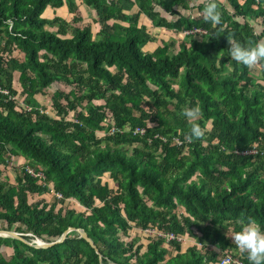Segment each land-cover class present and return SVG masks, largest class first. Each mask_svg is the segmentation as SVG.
Listing matches in <instances>:
<instances>
[{
    "label": "trees",
    "instance_id": "obj_1",
    "mask_svg": "<svg viewBox=\"0 0 264 264\" xmlns=\"http://www.w3.org/2000/svg\"><path fill=\"white\" fill-rule=\"evenodd\" d=\"M81 1L103 26L96 34L80 24L77 0H0V86L18 94L19 70L31 107L0 95V227L30 242L84 228L103 259L71 231L48 248L0 235V264H216L226 252L250 264L231 237L249 217L264 228V60L255 76L227 49L228 38L248 46L264 40V0H216L219 24L204 20L209 0ZM64 5L72 21L43 16ZM142 14L155 28L206 33L145 51L158 38ZM251 20L262 24L259 32ZM54 83L71 90L54 93L52 115L36 94ZM197 103L204 136L187 140L182 110ZM138 126L145 133H134ZM16 156L45 178L25 165L5 177ZM50 184L62 195L54 202L45 195ZM67 200L84 210L58 207ZM146 229L195 244L184 250L157 234L129 239Z\"/></svg>",
    "mask_w": 264,
    "mask_h": 264
},
{
    "label": "clouds",
    "instance_id": "obj_2",
    "mask_svg": "<svg viewBox=\"0 0 264 264\" xmlns=\"http://www.w3.org/2000/svg\"><path fill=\"white\" fill-rule=\"evenodd\" d=\"M203 17L205 21L213 24L221 23V13L218 10L216 0H209L204 7ZM230 48L227 49L232 60L240 63L249 69L253 68L258 62L264 60V42H257L255 45H242L229 39ZM201 106L193 104L185 107L182 115L191 125L185 139H200L204 136V131L196 121L201 117ZM232 240L237 248L247 253L250 264H264V228L254 218H247L241 223L239 231L232 235Z\"/></svg>",
    "mask_w": 264,
    "mask_h": 264
},
{
    "label": "rangeland",
    "instance_id": "obj_3",
    "mask_svg": "<svg viewBox=\"0 0 264 264\" xmlns=\"http://www.w3.org/2000/svg\"><path fill=\"white\" fill-rule=\"evenodd\" d=\"M81 5H83V2H80ZM228 5V4H227ZM230 9L233 10L232 6L229 7ZM79 9V8H78ZM163 15L167 16L168 19L170 20H176L177 19V15H171L170 13L166 12L165 10L161 9L160 7L157 8ZM78 14H80L83 18V21L80 23V24H91L92 25V29H93V32L94 34H96L103 26H101L100 23L96 24L93 22V18L95 17V13L94 11L92 10V8H84L83 10V6L80 7V10L77 11ZM72 13V12H71ZM70 11L69 13L67 14V16H63L62 14L60 15H56V16H60L62 18H64L66 20L67 17H70L69 19H73L72 17L75 16V13H72L71 14ZM240 21H243V19L240 17L239 18ZM255 25V29L257 32L260 31L261 27H262V24H259L260 22L259 21H256L254 22V20H251ZM141 22L144 24H148V27H149V30L150 32H153L154 34L157 35V38L158 40L156 42H153V43H149L146 47H144V50L145 51H150L151 49H153L154 47L157 48V46L161 45L162 41L163 40H168L170 38H183L185 37L184 33H176L175 31L173 30H169V29H166V28H155L152 26L150 20L144 15L142 14V17H141ZM105 27V25H104ZM54 29V28H53ZM261 42H264V40H262ZM155 50V49H154ZM252 69V73L256 76L259 74V67L258 65L256 64ZM19 75H20V71L17 70L15 72V77H14V87L17 89L18 91V94H15V96L17 97V102H19V104H22L24 105V107H28L29 109V104H27L25 102V96L22 94V86H21V83L19 81ZM176 86V85H175ZM58 90H61V91H65V92H68L71 90V86L69 85H64V84H61V83H54L51 87H49L48 89L45 90L44 93H38L36 94V99L38 100L39 104H40V108L42 110H45V111H49L50 114L52 115H55V109L53 108V95L56 91ZM74 113L71 112L70 113V116L69 117H73ZM16 157L14 158V161H13V165L14 167H10L7 171L4 172V175L5 177H9V175L12 177H14V175H16L17 171L20 170V166L21 165H27V159H23L21 163H16ZM20 164V165H19ZM112 184H116L114 182L111 181ZM50 189H51V192L45 194L47 199L51 202H54L57 198H59L56 194H55V191L53 189V185L50 184ZM68 206L70 208H74V209H77V210H84V207L78 203L76 200H67L64 204H61L59 203L58 204V207L60 206ZM0 229H4L2 227H0ZM137 230H132L131 231V236L129 237V239L133 238L137 241V239L139 240V237L141 236H138L137 234H135ZM126 240L127 238L124 237ZM32 242H39V243H45V241H43L42 239H37V238H34L32 240ZM142 242L146 243V240L144 241V239L142 240ZM183 242V249L185 250L189 245H193L195 244V239L190 237V236H185L184 237V240L182 241ZM218 247V246H217ZM219 248V247H218ZM12 249L9 248V247H4V253L5 255L7 256H10L12 254Z\"/></svg>",
    "mask_w": 264,
    "mask_h": 264
},
{
    "label": "built area",
    "instance_id": "obj_4",
    "mask_svg": "<svg viewBox=\"0 0 264 264\" xmlns=\"http://www.w3.org/2000/svg\"><path fill=\"white\" fill-rule=\"evenodd\" d=\"M204 33H206V30L201 29V28L189 29V30H186L184 32V34H192V35H198V34H204ZM0 95H6L8 97V99L13 100V101H17V97L15 95H13L7 88H4L2 86H0ZM26 108L28 109L27 106H26ZM30 109H31V107H29L28 110H30ZM129 129H130L129 127H126L124 130H129ZM119 130L120 129H117L115 126H111V128L109 129V132L115 133ZM134 133L143 134V133H145V129L138 126L134 129ZM174 142L178 143V144L182 143V141L177 137L174 138ZM255 151H256L255 149H251L248 151H242V153L247 154V153H253ZM25 168H26L27 173H29L31 176H33L35 178H40V179L45 178V174L42 170L37 169V168H35L29 164L25 165ZM56 195L59 198L62 196L60 193H56ZM144 232L146 235L157 234L161 237H164L167 241H171V240L183 241L184 240V236L176 235L173 232L163 233L160 231H156L154 229H146ZM216 264H245V263L243 261H241L239 258L235 257L233 254L226 252Z\"/></svg>",
    "mask_w": 264,
    "mask_h": 264
},
{
    "label": "water",
    "instance_id": "obj_5",
    "mask_svg": "<svg viewBox=\"0 0 264 264\" xmlns=\"http://www.w3.org/2000/svg\"><path fill=\"white\" fill-rule=\"evenodd\" d=\"M71 231H77L82 238H84L86 241H88L90 243V245L99 254L100 261H102L103 257H102V254H101L98 246L96 245L94 240L88 235V233L86 232V230L84 228H78V227L71 226L63 233V235H62L60 240H57V241H54V242H45V243L30 242L26 238H24L20 233H18L16 231H13V230L0 229V235L11 236L13 238H17V239H19V240H21V241H23L25 243H28L30 245H34L37 248H48V247H51V246H53L54 244H56L58 242L64 241L66 239L67 235ZM110 264H119V263L111 262Z\"/></svg>",
    "mask_w": 264,
    "mask_h": 264
},
{
    "label": "crops",
    "instance_id": "obj_6",
    "mask_svg": "<svg viewBox=\"0 0 264 264\" xmlns=\"http://www.w3.org/2000/svg\"><path fill=\"white\" fill-rule=\"evenodd\" d=\"M80 2H82L81 0H77V4L79 5V10H80V7L81 6H83V10H84V8L86 7V8H89L85 3H83V5H81V3ZM69 13V10H68V7H67V5H64V6H62V7H60V8H55V9H53L52 7H48V8H46V10H45V12H44V14H43V16L44 17H46V18H49V19H51V18H54L56 15H60V14H62L63 16H67V14ZM71 13V12H70ZM72 14V13H71ZM65 18V17H64ZM70 17H67L66 18V20L67 21H72V19L70 20L69 19ZM73 18V17H72ZM84 18V17H83ZM151 22V21H150ZM145 24V23H144ZM152 24V23H151ZM145 25H147L148 26V24H145ZM149 28V27H148ZM56 29V28H55ZM151 44V43H153V42H148L147 44H146V46L148 45V44ZM145 46V47H146ZM154 49H156V47H154L153 49H151L150 51H154ZM16 163L18 162V163H21V162H23L22 160L24 159H26L24 156H16ZM28 162V161H27ZM20 165V164H19ZM144 233V234H143ZM138 236H140V235H146L145 234V232L143 231H139V234H137Z\"/></svg>",
    "mask_w": 264,
    "mask_h": 264
}]
</instances>
